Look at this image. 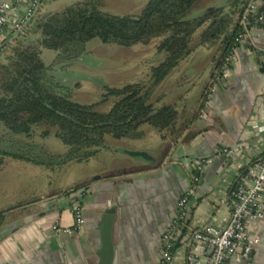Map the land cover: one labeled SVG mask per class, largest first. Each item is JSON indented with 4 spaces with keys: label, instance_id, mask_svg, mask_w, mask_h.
<instances>
[{
    "label": "crops",
    "instance_id": "obj_1",
    "mask_svg": "<svg viewBox=\"0 0 264 264\" xmlns=\"http://www.w3.org/2000/svg\"><path fill=\"white\" fill-rule=\"evenodd\" d=\"M44 5L42 12H49ZM263 63L264 28H253L223 77L214 83L204 108L199 110L198 101L212 82V62L193 100L183 97L175 104L188 120L178 141L161 139L158 146L143 148L128 139L108 138V148L86 163H77L86 166L94 161L93 170L53 193L100 177L89 189L66 196L50 193L8 216L4 227L17 226L0 236V264H100L98 225L108 205L117 209L113 264H169L163 262V235L177 216L179 201L188 194V217L170 264H187L190 255L208 264L212 249L194 234L223 227L231 215L230 193L242 170L264 159ZM197 70L193 67L187 75L193 77ZM143 128L140 140L145 137ZM203 160L211 163L197 171ZM76 204L85 219L80 228ZM56 226L62 231L57 232ZM248 234L257 241L253 252L245 258L239 251L224 264H264V219L252 221Z\"/></svg>",
    "mask_w": 264,
    "mask_h": 264
},
{
    "label": "trees",
    "instance_id": "obj_2",
    "mask_svg": "<svg viewBox=\"0 0 264 264\" xmlns=\"http://www.w3.org/2000/svg\"><path fill=\"white\" fill-rule=\"evenodd\" d=\"M203 1L150 0L140 15L118 16L100 10L98 3L91 0L76 2L59 12H42L45 0H41L32 23L0 44V124L8 130L0 137V169L7 156L47 168L85 163L108 148V138L140 139L144 125L152 126L165 142L178 141L188 124L184 111L178 105L159 107L152 103L154 88L198 48L206 47L213 50V75L198 101L199 110L204 108L214 83L229 67L227 59L240 46L238 39L245 32L242 19L252 0H220L199 9ZM262 14L264 10L259 9L248 21L264 28V24H256ZM158 38V54L163 61L153 68L151 86L136 83L114 88L102 77L84 75L83 79L104 89L102 100L95 104L73 100L70 82L76 75L70 68L86 62L90 41L98 39L104 44L131 48ZM45 50L57 53L50 65L42 59ZM112 99L116 101L108 113L97 110L101 103ZM39 127H46L43 138L54 134L67 151L53 154L41 144L16 140L18 136L32 139ZM9 145L16 148L8 150ZM247 171L245 168L240 175ZM98 180L100 177H93L51 196L89 189ZM238 184L237 181L231 192ZM27 205L0 211V229L13 211ZM178 245L179 241H174L172 254Z\"/></svg>",
    "mask_w": 264,
    "mask_h": 264
},
{
    "label": "rangeland",
    "instance_id": "obj_3",
    "mask_svg": "<svg viewBox=\"0 0 264 264\" xmlns=\"http://www.w3.org/2000/svg\"><path fill=\"white\" fill-rule=\"evenodd\" d=\"M79 1L84 0H46L44 8L49 12H59ZM91 1L97 2L99 9L106 13L126 16L140 15L150 0ZM219 1L204 0L198 8H207ZM200 34L201 31L195 37L199 38ZM160 41L161 39L158 38L149 44H138L131 48L104 44L98 39L90 41L86 46V62L76 64L70 68V71L76 75L75 80L70 82L73 89V100L80 104H95L100 103L102 100L105 93L104 89L98 87L91 80L83 79L84 75L102 77L110 87L114 88L136 83L151 86L153 68L163 61L157 49ZM212 56L213 50L206 47L198 48L154 88L152 103L160 107L178 104L183 97L193 100L209 76ZM56 57L57 53L51 50H45L42 55L46 65L52 64ZM193 67L198 69L197 73L195 76L189 77L187 75L188 71ZM77 83L80 87L75 88L74 86ZM115 101L116 99H112L107 103H101L97 110L101 113H108ZM45 129L46 127L37 128L33 138L28 141L22 136H18L16 140L41 144L53 154H64L67 148L54 134L46 138L42 137V132ZM143 129L145 131L144 139H128V141L143 148L156 147L162 142L152 126L144 125ZM52 131L54 133V130ZM7 132L8 130L4 125L0 124V137ZM15 148L12 145L7 146L8 150H14ZM66 165L47 168L27 161L15 160L9 156L5 157V164L0 169V211L20 204L30 205L39 202L58 188H65L68 184H72L81 174L89 173L96 166L94 161L86 166H78L75 162L70 166Z\"/></svg>",
    "mask_w": 264,
    "mask_h": 264
},
{
    "label": "built area",
    "instance_id": "obj_4",
    "mask_svg": "<svg viewBox=\"0 0 264 264\" xmlns=\"http://www.w3.org/2000/svg\"><path fill=\"white\" fill-rule=\"evenodd\" d=\"M40 3L41 0H13L12 2L0 0V44L10 35H17L25 27L40 8ZM257 4H264V0L251 1L242 19L245 32L238 39L239 45L249 38L253 28L258 27L248 21ZM256 24H264V14L258 17ZM235 52L227 59L229 65L235 58ZM210 163V160H203L198 163L196 170L202 171ZM194 180L198 181V178ZM238 182V188L230 193L232 201L229 220L219 231L205 228L194 234L197 241L207 243L212 249L208 264H224L229 257L239 251L242 252L243 257L247 258L257 243L256 239L249 236L248 227L252 221L264 219V159L250 166ZM189 197L188 194L179 201L177 216L163 235L164 263L170 264L174 259L171 249L188 217ZM74 214L76 227L80 228L84 225L85 219L79 204L75 205ZM54 229L57 232L62 231L57 226ZM63 232L69 233V230ZM187 264L200 263L193 255H190L187 258Z\"/></svg>",
    "mask_w": 264,
    "mask_h": 264
},
{
    "label": "water",
    "instance_id": "obj_5",
    "mask_svg": "<svg viewBox=\"0 0 264 264\" xmlns=\"http://www.w3.org/2000/svg\"><path fill=\"white\" fill-rule=\"evenodd\" d=\"M259 9L264 10V4H257L255 9L252 11L250 17H255L257 11ZM39 9L36 11L34 16L28 21L25 27L20 31L23 32L33 21L35 16L37 15ZM20 32L18 34H20ZM263 73H264V63L262 64ZM138 155V154H136ZM175 166V165H173ZM131 181V180H130ZM85 192V191H84ZM82 194V193H81ZM77 199V197H75ZM99 230L98 233L100 235V264H113L114 256H115V242H114V234L115 228L117 225V209L111 205H108V208L103 213L101 219L99 220ZM17 223L11 224L7 227H4L0 230V236L5 233L12 231L16 228Z\"/></svg>",
    "mask_w": 264,
    "mask_h": 264
}]
</instances>
